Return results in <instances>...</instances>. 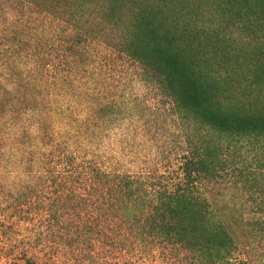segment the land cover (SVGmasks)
Returning <instances> with one entry per match:
<instances>
[{
	"label": "trees",
	"instance_id": "obj_1",
	"mask_svg": "<svg viewBox=\"0 0 264 264\" xmlns=\"http://www.w3.org/2000/svg\"><path fill=\"white\" fill-rule=\"evenodd\" d=\"M112 52L139 67L140 80L157 85L196 129L171 186L106 171L84 147L96 120L122 113L81 83L98 84L94 69L114 60ZM1 60L11 73L0 66L2 144L9 166L36 180L49 213L77 216L80 235L101 238L119 224L128 234L118 231L116 240L130 234L217 260L232 254L236 224L202 189L235 173L264 205V0H0ZM77 88L88 116L75 118L73 134L62 106L66 97L79 100ZM61 225L73 231L63 243L72 246L79 230Z\"/></svg>",
	"mask_w": 264,
	"mask_h": 264
},
{
	"label": "rangeland",
	"instance_id": "obj_2",
	"mask_svg": "<svg viewBox=\"0 0 264 264\" xmlns=\"http://www.w3.org/2000/svg\"><path fill=\"white\" fill-rule=\"evenodd\" d=\"M116 54L112 52L114 60L103 62L102 69L101 66L94 69L98 84L81 78L83 87L93 88L91 94H97L99 100H115L122 109L112 122L96 120L84 147L97 155L90 156L97 157L106 171L156 179L171 186L181 176L182 165L192 148L190 138L196 129L178 117L171 100L162 95L157 85L140 80L139 67L116 58ZM6 55L10 56V52ZM4 60L12 61L6 56ZM4 60L0 66L8 76L10 71L5 70ZM19 60L25 57L20 56ZM30 67L37 68L34 63ZM4 77H0L3 82ZM77 94L79 100L66 97L62 106L66 113L61 123L73 134L77 133L75 118L88 116L86 92L80 94L77 88ZM9 110L10 117L17 116ZM2 140L0 137V159L5 157L0 162V264H264V205L259 197H251L237 183L235 173L221 183H207L202 189L221 201L219 208L225 209L227 220L236 224L232 254L217 260L185 249L179 251L160 243L134 240L130 234L125 241L116 240V232L128 234L124 227L117 230L119 224L105 228L107 236L101 238L94 233L80 235L81 219L75 216L68 221L58 213H49L48 199L41 197L36 180L24 168L9 166L10 149ZM238 164L243 167L245 163ZM22 199L30 200V205L20 206ZM41 200L45 206L39 209L42 213L36 211ZM19 206L24 212L17 211ZM81 215L87 216L85 211ZM61 224L79 230L78 241L72 240V246L63 243L73 236V231L67 232Z\"/></svg>",
	"mask_w": 264,
	"mask_h": 264
}]
</instances>
